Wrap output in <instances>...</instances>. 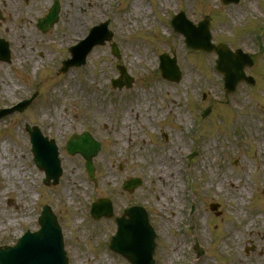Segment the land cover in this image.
Returning a JSON list of instances; mask_svg holds the SVG:
<instances>
[{"label":"rangeland","instance_id":"1","mask_svg":"<svg viewBox=\"0 0 264 264\" xmlns=\"http://www.w3.org/2000/svg\"><path fill=\"white\" fill-rule=\"evenodd\" d=\"M51 2L0 0V33L12 51L10 63H0V108L35 89L39 93L25 111L0 119V245L12 246L26 230H37L41 208L48 205L60 223L69 264H128L107 246L114 219L138 205L157 235L154 264H230L234 256L264 264V0L229 5L220 0H60V19L43 34L36 20ZM178 11L194 24L209 16L213 44L249 54L253 65L244 70L254 84L240 83L225 99L215 53L189 52L168 25ZM75 16L81 36L109 19L120 58L105 43L93 48L82 67L58 74L60 61L69 58L65 48L74 44L65 20L71 23ZM162 53L175 56L179 83L161 78ZM117 66L133 78L131 88L112 87ZM133 100L130 112L126 104ZM209 106L210 114L200 118L198 110ZM26 123L57 144L62 175L56 186L42 183ZM85 130L101 144L93 159V182L83 159L64 151L67 139ZM192 150L196 156L184 159ZM170 158L181 167L180 191L161 198L154 193L150 165ZM221 172L243 173L236 182L244 187L241 200L233 198L227 183L220 185ZM130 177L143 182L131 194L121 190ZM98 198L111 200V219L90 217L89 205ZM210 205H217L216 211ZM195 237L207 250L200 257L188 255ZM173 246L180 249L177 256L171 254Z\"/></svg>","mask_w":264,"mask_h":264},{"label":"water","instance_id":"2","mask_svg":"<svg viewBox=\"0 0 264 264\" xmlns=\"http://www.w3.org/2000/svg\"><path fill=\"white\" fill-rule=\"evenodd\" d=\"M229 1V0H228ZM227 0H224L225 3L228 2ZM57 12H58V5H55L52 7V9L49 11V14L44 18V20H39L38 27L43 31L46 32L48 28L52 27L53 24L57 21ZM175 27V30L178 32H183V34L187 37L186 43L187 46H189L191 49L198 50L203 49L204 51H211L215 50L218 55V61H217V69L224 75L225 80V91L226 94H229L235 90V87L237 83L240 81L250 82L252 83L251 78L245 77L243 73V68L245 66H250L252 63L248 57V55L242 54L240 51H237L236 53H231L230 51L226 50V47L222 46L219 48H215L208 43H203L198 45V37L196 35H192V31L198 33L201 37V33L203 31V28L200 26L199 29L194 30L189 23H186V21L183 20V18H176L174 22L172 23ZM208 35V33L206 32ZM101 38V39H100ZM106 38L101 36H94L89 42L88 47L81 52V54L78 56L76 61L69 62L68 65H78L82 62L84 59L86 53L88 52V49L90 46L100 43L102 44L103 41ZM87 44V42H86ZM114 47V46H113ZM7 53V46L0 43V55ZM3 58V57H0ZM160 69L162 72V76L165 79H168L170 81H178L180 78V75L177 71V67L175 66V61L167 60L166 56L160 57ZM122 84L120 83L119 87ZM127 86L129 84L127 83ZM32 145H33V153L35 157V162L37 166L41 169L45 170L46 173V179L44 180L45 183H48L49 178L54 179V183L57 182V176L59 174L58 169V160L56 158L57 153L53 142H47L45 139L41 138L39 134L32 133ZM67 151L70 154L80 153L85 159H86V170L89 174V176H92L93 167L91 165V158L96 155V153L99 150V144L92 141V139L84 134L81 137H76V139H71L67 146ZM140 184V181L138 180H131L128 182L125 186L127 189H131L134 186H137ZM101 203L96 206L94 209V215H99ZM215 209V207H213ZM104 210V209H103ZM102 210V211H103ZM101 211V212H102ZM130 214V211H127L126 214ZM96 216V217H97ZM142 219L136 220L132 223H124L122 225V229L120 231L119 235V241H115L113 239L112 244L110 248L116 250L117 252L124 255L131 264H144V259L141 257V255H137V252L132 253L129 248L132 247L131 245V239L128 235L129 229L132 230V234L140 236V234H143V236L147 235V232L149 233V236L147 237V241H151L152 247H153V238L151 240V227L148 224V220L141 214ZM40 224L42 226V230L38 234L34 235H28L21 239L19 243L16 245L15 248H7L5 247L4 250L0 249V264H36L35 260H30L31 258H37L42 260H46V263L48 264H65V261L63 259V254L61 251V244L59 245L58 239L60 238L59 229L56 226L54 217L50 214L49 210L45 208L42 212V216L39 219ZM120 221H124L123 218L118 220L117 222L120 224ZM50 234V243L48 241V245L46 246L45 252L41 250L42 242L44 241V235ZM55 245L56 248L52 249V246ZM150 250V249H149ZM148 250V252H149ZM147 256V252H145ZM39 255H42L43 257H39ZM60 259V260H59Z\"/></svg>","mask_w":264,"mask_h":264},{"label":"bare ground","instance_id":"3","mask_svg":"<svg viewBox=\"0 0 264 264\" xmlns=\"http://www.w3.org/2000/svg\"><path fill=\"white\" fill-rule=\"evenodd\" d=\"M139 4H135L134 6H136L137 8H142V6H138ZM137 10V9H136ZM246 11H243L242 15L245 14ZM68 15H70V13H67L65 15V17H67ZM73 18V17H72ZM71 18V23H69L68 19L65 20V24L68 27L69 30H73V34L70 36V40L71 42H73L74 40L78 39L80 34L78 35V29L76 28V23L79 21H77L78 17L75 16V19ZM148 18H145V22L148 24ZM150 21V20H149ZM21 37L24 39V36L21 35ZM139 46V45H138ZM137 47V46H136ZM145 50V47H144ZM143 58H148L146 55H142ZM133 103H135V101H131L130 103L126 104V107L129 109L130 112H134V109L132 107V105H134ZM151 109V108H150ZM125 118H127V116H125ZM120 134H122V131H120ZM117 135L118 139H122V135ZM126 134V133H125ZM125 136V135H124ZM150 176L152 178V180L155 183V194L160 196L161 198H168V197H172L175 196L179 193L180 191V186L178 183V178L180 177V171H181V167L179 164V161L176 159H172L170 158V160H155L154 163H152L150 165ZM243 175V173L239 172V173H231V172H221L218 174L217 176V180L220 183V185H224V184H228L231 187V191H232V196L235 200H241L243 197V192L242 190L244 189L243 185L237 184V180H239L241 178V176ZM26 175H24L23 178H25ZM20 180V178L15 179L14 181H18ZM26 189H29V186H24ZM245 191V190H244ZM172 201V199L170 200ZM172 212H174L172 210ZM172 256H177L180 249L178 246H173L172 248ZM230 264H246L243 260H241L239 257L234 256L231 259Z\"/></svg>","mask_w":264,"mask_h":264}]
</instances>
